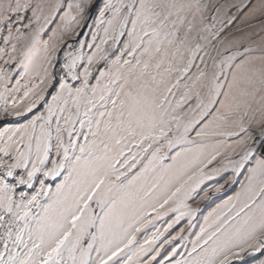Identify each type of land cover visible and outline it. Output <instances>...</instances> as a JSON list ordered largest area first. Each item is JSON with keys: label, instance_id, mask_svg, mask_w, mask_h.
<instances>
[{"label": "snow or ice", "instance_id": "snow-or-ice-1", "mask_svg": "<svg viewBox=\"0 0 264 264\" xmlns=\"http://www.w3.org/2000/svg\"><path fill=\"white\" fill-rule=\"evenodd\" d=\"M0 264H264V0H0Z\"/></svg>", "mask_w": 264, "mask_h": 264}]
</instances>
